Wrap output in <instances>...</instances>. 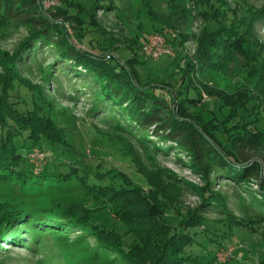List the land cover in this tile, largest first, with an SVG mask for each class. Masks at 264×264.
Returning <instances> with one entry per match:
<instances>
[{
    "label": "trees",
    "instance_id": "trees-1",
    "mask_svg": "<svg viewBox=\"0 0 264 264\" xmlns=\"http://www.w3.org/2000/svg\"><path fill=\"white\" fill-rule=\"evenodd\" d=\"M139 1L145 13H150L149 0ZM205 2L215 9H221L224 3L223 0ZM131 3L132 0H60L59 4L43 10L40 0H0V23H11L16 17L29 14L27 35L11 54H0L1 242L32 249L37 243L41 246V237L48 234L60 237L67 230L79 228V239H94L96 249L119 260L118 264H231L221 261L218 252L231 240L233 226L255 227V220H264V162L245 161L229 148L234 142L264 145V100L256 91L257 85L264 82V62L248 72L245 88L233 95L215 97L221 106L228 107L225 119L205 116L202 105H197L199 98L187 94V89L197 95L203 89L214 94L208 84L196 79V62L205 61L210 45H231L240 54L249 56L250 38L242 36L233 25V13L221 11L223 19L211 21L198 35L195 51L198 60L183 55L168 74L171 80H151L143 73L141 67L147 58L143 52L138 54L134 50V44L142 49L137 38L123 39L110 33L97 45H91V51L77 46L89 32L108 33L97 15L99 9L114 11L121 18L118 12H124ZM244 18L247 19L242 34H249L255 21L264 18V7L250 11ZM67 23L75 26L72 35L67 32ZM191 36L195 35L189 31L176 32L173 38L183 45ZM124 40L125 49L133 51L126 59L110 52ZM46 50L53 53L54 60L70 63L75 74H82L81 70L87 73H83L84 77L94 82L92 99L96 109L108 106L111 114L117 112L131 118L130 126L136 127L127 130H135L144 145L153 142L146 131L147 127H153L154 134L165 143L164 148L155 144L153 148L164 153L174 148L188 154V166L201 175L204 184L194 185L179 179L166 168L149 169L131 148L128 152L146 186L111 168L101 171L97 166L90 177L82 163L60 158V150L52 147L69 148L67 134L50 115V100L19 72L26 62L39 63L40 53ZM162 60L172 61L169 55ZM52 68L53 64L43 71L47 78ZM21 85L30 90L32 103L13 94ZM186 101L191 102L192 112L185 110ZM213 119H217L216 124H210ZM211 126L212 130L208 131ZM18 139L20 144L16 143ZM35 147L48 151L38 172L30 153ZM21 148H26V152ZM253 175L257 177V188L242 186L249 199L242 213L254 217L246 215L244 221L235 217L223 194L214 190L213 185L216 179L225 178L248 186ZM71 179L85 186L83 196L91 194V199L106 203L101 206L111 209L114 217L103 221L100 212L85 206L78 209L65 206V210L41 208L23 195L25 189L32 187L62 190ZM186 191L194 192L199 204L183 214L178 204ZM170 207L180 214L175 223L167 217ZM210 212L219 217L209 221L206 214ZM257 264H264V257Z\"/></svg>",
    "mask_w": 264,
    "mask_h": 264
},
{
    "label": "rangeland",
    "instance_id": "rangeland-1",
    "mask_svg": "<svg viewBox=\"0 0 264 264\" xmlns=\"http://www.w3.org/2000/svg\"><path fill=\"white\" fill-rule=\"evenodd\" d=\"M223 2L221 9H215L205 0H149L150 13L146 14L140 1L132 0L131 5L125 6L124 12H118L121 18L114 11L103 12L99 9L97 15L102 19L108 33L89 32L85 35L82 44L77 46L91 51V45H97L110 33L122 36L123 39L137 38L138 43L142 45L147 35L155 32L161 33L165 38V44L171 47L174 52V55L170 56L172 61L163 62L162 58L166 55L158 59L147 58V63L141 68L151 80H171L168 74L170 70L175 69L176 62L183 55L190 56L193 61L198 60L195 54L197 38L201 35L205 25H209L213 20L223 19L221 11L233 13V25L242 36L249 37L251 40L249 56L240 54L231 45L223 44L219 47L210 45L204 55L205 61L196 62L197 74L195 77L208 84L214 94L203 89L202 93L197 95L194 90L187 89L189 90L187 94H193V97L199 98V101L196 100V102L197 105H202L205 116L225 119L228 115V107L221 106L215 97L233 95L245 88L247 86L245 77H248V72L252 71V68H259L260 63L264 62V18L255 21L251 33L242 34L246 26L245 19H247L244 17L250 11L260 10L264 7V0H223ZM43 10H45L44 7ZM48 13L50 14V12ZM28 15L18 16L11 23L8 22L9 24L0 23V54L5 52L11 54L27 35L28 21L26 18ZM215 15H217L216 19ZM66 27L68 34L72 35L75 29L74 24L67 23ZM186 31L194 33L195 36H191L189 40H184L183 45H179L173 36L176 32ZM126 43L127 41L124 40L121 44H116L115 49H110V52L113 51V54L116 53L122 59H126L133 52L125 49ZM134 46L136 47L134 50L138 54L143 52L136 44ZM54 59L53 53L46 50L40 53L39 63L26 62L20 67L19 72L32 84L37 85L50 100V115L58 125L63 126L67 134L66 139L69 144L66 146H70L69 148L61 150L58 146L52 147L56 151L60 150V158L82 163L85 168H88L90 177L97 166V169L101 171L111 168L115 172H125L134 181L146 186L145 179L137 171L135 162L128 152V149L131 148L138 160L149 169L156 171L158 168H166L179 179L194 185L204 184L201 175L188 166V154L174 148L166 153L153 148L154 144L160 148L165 147V143L161 141L160 137L154 134L153 127L146 128L148 137L153 142L144 145L138 140L139 135L135 130L132 132L127 130L136 127L130 126V123L133 122L131 118L123 114L119 115L117 112L115 115L111 114L107 111L108 106L105 108L103 105L104 108L100 109L94 107L92 99L94 82L84 77L83 73L87 74L86 72L81 70L82 74L77 75L70 63L64 64L61 60ZM52 64L53 68L47 78L43 71H46L47 67ZM166 64L168 68H166ZM157 75L160 76L157 77ZM163 75L164 77H162ZM183 81L181 85H183ZM175 87H179V85L175 84ZM26 88L23 85L18 86L13 94L18 95L19 100L27 98L32 103L33 96ZM180 88L181 90L185 89L184 85ZM256 91L264 100V82L257 85ZM180 94L183 95V91ZM185 104L186 111L194 110L191 102L186 101ZM216 120L213 119L210 124H216ZM123 126H127V128H122ZM208 128L210 129L208 131L212 130V126ZM16 143L20 144L21 141L18 139ZM171 145L174 147L173 142ZM230 147L245 161L264 162V145L234 142ZM21 151L25 153L26 148H21ZM46 152L48 153V151H42L37 147L30 152L35 171H40L41 166L45 163ZM256 179V175H253L251 183L244 186V184L238 185L225 178H218L215 180L213 188L223 194L235 217L246 221L249 216H254L246 214L247 217L242 213L249 202L247 193L242 186H250L255 189L257 188ZM84 190L85 186L79 180L71 179L64 183L62 190L32 187L25 189L23 195L41 208L53 207L65 210V206H71L73 209L85 206L100 212L103 221L106 217H114L111 209H104L101 206H106V203L91 199L93 198L91 194L83 196ZM198 204L199 197L192 191H186L179 201L178 208L184 214ZM206 216L209 221L219 217L217 213L211 212ZM167 217L175 223L180 214L177 209L170 207ZM231 233V240L226 242L223 252L218 257L221 261L226 260L231 264H257L264 257V220H255V227L234 225ZM78 234H80L79 228L67 230L60 237L48 234L41 237V246L37 243L32 249L24 248L18 243L1 242L2 238H0V264H118L119 260H114L106 252L96 249L94 239H79Z\"/></svg>",
    "mask_w": 264,
    "mask_h": 264
},
{
    "label": "built area",
    "instance_id": "built-area-1",
    "mask_svg": "<svg viewBox=\"0 0 264 264\" xmlns=\"http://www.w3.org/2000/svg\"><path fill=\"white\" fill-rule=\"evenodd\" d=\"M59 1L60 0H40L44 9L59 4ZM142 51L146 58L151 59H158L164 55H174L172 48L165 44V38L163 35L157 32L146 36L144 42L142 43ZM223 249L218 252V257L220 256L221 252H223Z\"/></svg>",
    "mask_w": 264,
    "mask_h": 264
}]
</instances>
